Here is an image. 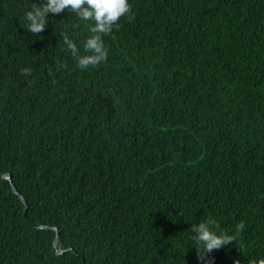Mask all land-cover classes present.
<instances>
[{"label": "trees", "instance_id": "1", "mask_svg": "<svg viewBox=\"0 0 264 264\" xmlns=\"http://www.w3.org/2000/svg\"><path fill=\"white\" fill-rule=\"evenodd\" d=\"M33 3L0 0V264L264 257V0H129L88 69L62 34L82 49L90 22L32 34ZM207 217L246 227L202 258Z\"/></svg>", "mask_w": 264, "mask_h": 264}, {"label": "clouds", "instance_id": "2", "mask_svg": "<svg viewBox=\"0 0 264 264\" xmlns=\"http://www.w3.org/2000/svg\"><path fill=\"white\" fill-rule=\"evenodd\" d=\"M70 11L80 21L90 22V35L84 42L83 48L78 47L68 32L62 34L63 43L81 69L95 67L108 59L104 36L110 34L114 27H118L121 17L131 12L129 0H43V3L31 4L22 10L21 26L32 34H39L45 30L49 14H60ZM22 75H31L30 68H24ZM246 225L240 222L231 233L220 230L219 223L212 217L204 221L191 224V239L197 245L201 257L210 254L236 241V235L243 232ZM233 264H240L239 260ZM252 264H264V257L252 261Z\"/></svg>", "mask_w": 264, "mask_h": 264}, {"label": "water", "instance_id": "3", "mask_svg": "<svg viewBox=\"0 0 264 264\" xmlns=\"http://www.w3.org/2000/svg\"><path fill=\"white\" fill-rule=\"evenodd\" d=\"M9 179H10V177H8ZM12 189H13V191L20 197V199H21V201L24 203L25 201H24V199L22 198V196L15 190V188L12 186ZM24 210H26V206L24 205ZM38 228H41L42 226H40V225H36ZM53 229L55 230V238H54V243L57 241V239H58V235L57 234H59V232H58V230H57V228H55V227H53Z\"/></svg>", "mask_w": 264, "mask_h": 264}]
</instances>
